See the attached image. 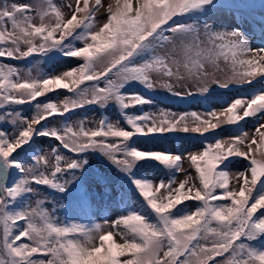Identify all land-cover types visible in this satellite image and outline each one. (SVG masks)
I'll return each mask as SVG.
<instances>
[{
    "label": "snow or ice",
    "instance_id": "snow-or-ice-1",
    "mask_svg": "<svg viewBox=\"0 0 264 264\" xmlns=\"http://www.w3.org/2000/svg\"><path fill=\"white\" fill-rule=\"evenodd\" d=\"M75 3L73 8L67 2V19L54 0L0 4V58L52 60L59 55L82 61L59 74L43 71L40 61L24 69L0 63V109H7L0 121L7 120L13 129H0V264H264V247L252 243L264 238V88L219 110L127 111L152 103L127 91L134 82L177 97L194 94L175 91L185 80L197 85L196 94L209 93L210 84L221 89L251 85L264 77V47L253 48L239 29L217 30L197 18L217 0H114L103 20L97 17L101 0L92 6L89 0L83 7L80 0ZM221 59L230 72L223 80L206 71L220 70ZM57 89L71 95L58 102L38 101ZM25 104L34 109L30 119L12 108ZM111 104L131 130L107 117L93 127H87L86 118L69 122L66 117L86 106ZM57 116L64 118L60 126L49 127V118ZM248 118L257 120L251 134L241 127ZM226 125L235 126L238 134L208 141L206 134ZM174 132L204 138L203 149L187 157L198 184L191 175L176 183L181 155L142 150L133 140ZM35 137L54 139L59 147L41 154L33 149ZM89 153L114 166L147 211L82 224L60 219L55 209L49 212L43 199L32 206L29 197L41 195L33 185L71 194L81 182L78 173L89 165ZM28 156L31 164L24 162ZM233 158L247 166L230 173ZM153 162L168 170L167 180L154 182L138 174ZM97 179L106 182L108 177L99 173ZM187 201L197 202L194 209H188Z\"/></svg>",
    "mask_w": 264,
    "mask_h": 264
},
{
    "label": "rangeland",
    "instance_id": "rangeland-1",
    "mask_svg": "<svg viewBox=\"0 0 264 264\" xmlns=\"http://www.w3.org/2000/svg\"><path fill=\"white\" fill-rule=\"evenodd\" d=\"M4 0H0L2 4ZM10 3H32L33 0H7ZM54 2L61 6V11L64 13L65 18H70L71 12L67 7L68 0H54ZM95 0H89V6L94 4ZM72 7L75 8V0H71ZM84 0H80V6L83 7ZM114 0H101V7L97 12V17L100 20L104 19L103 14L106 12L107 6L113 4ZM243 11V12H241ZM35 16V13H31ZM248 14L250 17L258 23L257 27H252L248 25L244 20H247ZM78 16L80 14H77ZM244 19H242L241 17ZM202 20V22H207L215 25L217 30H232L239 29L245 32L251 46L253 48L264 47V34L257 29H264V0H217L214 8L207 12V14L197 17ZM190 22V21H189ZM34 23H39V20H35ZM77 46H82L77 42ZM30 63L22 62L21 60H14L11 58H0V63H6L16 66L17 68L24 69L30 67L35 61H40V68L45 72H50L54 74H59L71 67L78 66L82 61L76 58H65L59 55H55V58L48 60L46 57L42 58L40 56L30 57ZM32 61V62H31ZM219 69L216 70L212 67L206 68V71L210 75H215L217 79L223 80L230 72L224 61L221 59L219 62ZM153 79H157L153 77ZM90 83V82H88ZM135 83V82H134ZM173 83H176L173 81ZM138 89L128 90L130 93H139L149 99L152 103L136 106L128 109L129 113L140 114L141 112H151L157 113L160 110L171 111L176 113L182 112H205L207 110L216 109L219 110L222 107H226L227 103L232 99L237 97H247L250 98L249 93L252 89L264 88V77H257L252 81L251 85L245 84L243 86L230 85L228 89H221L214 84L209 85V93L206 94H196L197 85L193 81H180L179 86L175 88V91L186 93L187 91H192L193 95H184L183 97H177L168 93L163 88L157 87L154 91L145 90L138 83ZM187 84V88L185 87ZM101 86H103L101 84ZM71 95V93L62 92L55 99L54 102L62 100L64 96ZM43 97L37 98L38 101L42 102ZM35 103V102H33ZM13 110L20 111L25 117L31 118L34 109L31 105H15L12 106ZM7 109H0V115H2ZM69 122H75L86 118L87 127H93V122L98 121L101 117H107L110 121H119L120 126L126 130H131L129 126L124 122L123 117L120 116L119 110L115 104H111L104 109H100L98 106L91 105L86 106L81 109L75 110L73 113L66 114ZM63 117L49 118V127H59ZM264 123V120L260 121ZM257 126V120L254 118H248L246 121L241 122V127L244 131L250 134L255 131ZM0 129L5 130L9 133L12 132V125L7 122V120L0 121ZM238 134L235 131V126L226 125L215 131V133L206 134L208 141L213 140V136L219 137L221 139H227L230 136ZM40 142L39 150L41 154H50L52 147H59V144L54 139L48 137H35ZM133 140L137 143V146L142 150H152L161 152H171L173 154H179L182 157L181 168L182 171L175 175V181L178 184L183 181L186 175H191L193 180H195L196 173L194 167L191 165L190 160L187 158L189 154L193 152H199L203 149L204 140L201 139L200 135L197 134H185L180 132L167 133L163 136L155 137H133ZM259 140V136H257ZM255 148L256 145H253ZM241 150L246 151L247 149L242 146ZM62 154L66 156H72V153L67 152L63 148H60ZM22 155L24 153H21ZM51 163V157L49 156ZM89 165L86 166L84 172L78 173L81 175V182L75 188L72 189L71 194L63 195L54 190L48 189L43 186H36L38 191L41 193L39 196H30L29 199L32 206H35V201L37 199L45 200L43 207L47 208L49 212L55 209V215L60 219H68L82 224H89L91 222L103 223L105 219L109 222L116 219L118 216L126 215L129 211L141 212L139 208H133L132 205L126 201V205L122 208L120 206V200L126 192H130L144 203L142 198L138 196L131 187L130 183H124L121 181V174L114 168V166L109 165L103 158H100L98 154H88ZM25 164H31L32 160L29 156L28 160L24 161ZM247 166V161L242 158H233V163L229 165L230 173H235L243 170ZM142 173L145 174L146 178L154 182L159 180H167L169 177V172L163 166L158 165V163L153 162L152 165H145L140 168ZM103 173L108 177L106 182H101L97 179V174ZM193 181L190 180L189 183ZM198 184V180H195ZM235 183V180L232 181ZM123 194V195H122ZM83 196H90L89 202H92L91 215H84L85 218L80 214L77 202L83 199ZM76 203V204H75ZM189 210L194 209L197 202L187 201L185 202ZM82 206V203H81ZM180 205L179 207H183ZM83 209V208H82ZM264 211V210H262ZM143 213V212H141ZM118 239V237H114ZM260 241L252 242L257 248L263 247L259 243ZM216 259H221L217 257Z\"/></svg>",
    "mask_w": 264,
    "mask_h": 264
},
{
    "label": "trees",
    "instance_id": "trees-1",
    "mask_svg": "<svg viewBox=\"0 0 264 264\" xmlns=\"http://www.w3.org/2000/svg\"><path fill=\"white\" fill-rule=\"evenodd\" d=\"M60 91V89H57L55 91V94L54 95H50L51 93H47V95L44 97L45 99H50L52 102L53 100L55 99V96L57 95V91ZM40 145V142L37 140V139H34L33 140V148H37L39 147ZM22 155V154H21ZM24 156V154L22 155ZM138 174L140 176H143L142 173L138 172ZM144 177V176H143ZM145 178V177H144ZM125 201H127V203L129 202L130 204H132L134 207H138L140 209H144L143 206H142V203L137 199V197H135L134 195H131L130 193H126L122 196V199H121V206H124L125 204ZM262 211V210H261ZM22 223V222H20ZM23 242H28L26 240H23ZM19 243V242H18ZM263 246H264V238H263V242H262Z\"/></svg>",
    "mask_w": 264,
    "mask_h": 264
},
{
    "label": "bare ground",
    "instance_id": "bare-ground-1",
    "mask_svg": "<svg viewBox=\"0 0 264 264\" xmlns=\"http://www.w3.org/2000/svg\"><path fill=\"white\" fill-rule=\"evenodd\" d=\"M262 47V46H261Z\"/></svg>",
    "mask_w": 264,
    "mask_h": 264
}]
</instances>
